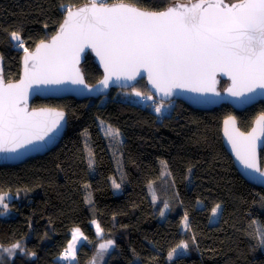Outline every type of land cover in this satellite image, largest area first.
Instances as JSON below:
<instances>
[{
  "label": "trees",
  "instance_id": "trees-1",
  "mask_svg": "<svg viewBox=\"0 0 264 264\" xmlns=\"http://www.w3.org/2000/svg\"><path fill=\"white\" fill-rule=\"evenodd\" d=\"M90 1L0 0L5 81L19 78L23 54L10 42L12 30L22 31L32 50L55 33L65 14L61 5L71 9ZM191 1L107 3L124 2L157 11ZM82 70L88 84L101 77L90 55ZM225 85L222 81L220 88ZM133 89L141 92L139 97H153L142 79L130 89H112L97 99L32 101V107L63 110L67 127L59 143L45 154L18 165L0 166V195L19 196L8 203V216H0V246L20 243L27 253L17 249L6 264H67L58 257L74 227L87 239L78 247L76 261L68 264H264V249L255 248L259 242L256 230L264 228V189L238 173L221 138L226 117L233 115L239 129L246 132L255 117L264 113V103L242 111L229 105L207 111L175 100L167 102L170 110L160 116L149 102H137ZM101 122L103 128L119 130L118 151L105 137ZM89 152L94 158L92 168L88 167ZM263 155L261 151V163ZM150 159L164 161L166 172L171 173L154 182L152 193L159 198L155 203L148 189ZM113 180L120 184L119 193L113 190ZM165 201L169 209L161 217ZM217 204L221 205L218 219L210 224ZM185 212L191 231L181 224ZM93 219L101 226V237L94 231ZM108 239L114 246L102 260L96 258L97 244ZM181 241L189 243V250L168 260L167 254Z\"/></svg>",
  "mask_w": 264,
  "mask_h": 264
},
{
  "label": "snow or ice",
  "instance_id": "snow-or-ice-1",
  "mask_svg": "<svg viewBox=\"0 0 264 264\" xmlns=\"http://www.w3.org/2000/svg\"><path fill=\"white\" fill-rule=\"evenodd\" d=\"M107 0H92L89 6L72 11L64 5L66 13L59 25L57 34L50 42L40 40L34 50H30L22 31L12 30L10 42L23 52V73L17 83H5L0 74V154L4 159H21L31 152L40 151L56 137L65 114L53 110H32L27 107L29 89L33 93L94 91L85 83L78 65L81 53L90 48L103 68V78L99 84L104 89L109 82L120 80L134 81L147 75L148 84L156 93L173 95L174 89L195 93L192 99L200 103L214 102L220 97L217 91V73L228 76L231 86L228 95L241 103H249L258 95H264V0H238L226 3L225 0H197L192 4H173L164 10L144 11L128 4L106 6ZM45 29L48 25H44ZM2 60V56H0ZM2 72V70H0ZM76 86V87H72ZM133 94L141 92L133 89ZM148 99H152L151 96ZM156 113L161 108L155 109ZM257 124L264 131V113ZM225 135L232 144L233 152L240 163L264 178L255 163L256 129L248 135L235 128L234 117L225 121ZM110 145L119 150L120 132L108 126L103 128ZM86 131V130H85ZM88 167L92 168L94 158L89 152ZM165 174L167 164L161 161ZM191 171V169H189ZM113 187L120 184L113 180ZM87 187V186H86ZM152 191V185L149 184ZM7 194L0 195V216L8 209L5 202ZM153 203L157 197L152 194ZM86 203H91L86 200ZM221 208H212V216ZM169 203L164 202L160 216H165ZM97 237L102 229L95 219ZM255 223V221H254ZM183 228L191 231L188 213L181 221ZM84 237L80 228L72 230L69 242L59 259L76 261L77 242ZM257 249H264V228L256 230ZM196 243L195 236L192 237ZM114 241L108 239L100 243L97 257L103 259ZM17 249L25 255L20 243L11 247H0V264H6L4 254L9 260ZM177 249L189 250V243L181 241L168 253L172 260ZM182 254V253H181ZM35 253H31L35 257ZM78 264V262H77Z\"/></svg>",
  "mask_w": 264,
  "mask_h": 264
},
{
  "label": "water",
  "instance_id": "water-1",
  "mask_svg": "<svg viewBox=\"0 0 264 264\" xmlns=\"http://www.w3.org/2000/svg\"><path fill=\"white\" fill-rule=\"evenodd\" d=\"M92 1L82 4L80 6L71 8L72 11H76L79 8H84L90 5ZM197 0L191 1V2H186V3H176V4H192V3H196ZM226 3H229L228 1L225 0ZM238 2V0L233 1L231 3H236ZM128 4L131 5L129 3H124V2H117V3H107L106 6H113V5H117V4ZM173 5V4H172ZM172 5L168 6L171 7ZM134 7H137L135 5H131ZM167 7V8H168ZM139 8V7H137ZM140 10H144V11H149V10H145L142 8H139ZM166 9V8H165ZM164 10V9H163ZM66 13L64 14V17L61 21V23L63 22L64 18H65ZM60 23V24H61ZM59 24V25H60ZM59 26L57 27L55 33L52 35H56L57 34V30H58ZM51 36V37H52ZM50 37V38H51ZM50 38L47 39L46 41L50 42ZM39 43V42H38ZM36 46V45H35ZM35 46L32 50L35 49ZM87 55H90L92 57V60L94 62V64L97 66V68L100 70L101 72V77L98 81H96L94 84H88L85 80V83L88 84L90 87L94 88V91L92 92H88V91H84L83 93H73V92H60V93H48V92H38V93H33L31 91V89H29V95L27 98V107L29 111L32 110H53V111H60L63 112L65 114L64 116V120L62 121V125L63 127L60 128V131L57 133L56 137L47 145V147L41 149L40 151H36V152H31L29 154H27L26 156L22 157L21 159H4L3 156L4 154H0V166H8V165H18L21 164L25 161H27L28 159L37 157V156H41L43 154H45L46 152H48L49 150H51L52 148H54L60 141L63 133L66 130L67 127V115L66 113L58 108H53V107H32V101L36 98H41V99H60V98H66V97H72L75 99H97L100 98L102 96L107 95L112 89H130L132 88L139 80L144 79L146 86L148 88L149 93L159 102H170V101H181L182 103H184L185 105L194 108V109H198V110H212L215 108H218L222 105H229L230 107H232L235 111H242L250 106H253L257 103H264V95H258L256 97L255 100L249 102V103H241L239 102L236 98L228 95L226 89L228 87L231 86V81L228 78V76L223 75L221 73H217V84H216V89L217 91H219L221 93V96L216 98L214 97L213 100L214 102H209V103H200V102H196L192 99V97L194 95H196L195 93H191L182 89H174L173 90V95L171 96H165L163 93H159L157 94L155 89H153L151 87L150 84H148L147 81V75L145 74L143 78H137L134 81H126V80H120L118 82H114V81H110L109 82V87L104 89L102 85L99 84V81L103 78V68L99 63L98 58L96 57L95 53L92 52V50L90 48H86L85 51L83 53H81V60H80V64L78 65V67L81 70V73L83 74V70H82V64L85 62V59L87 57ZM22 58H23V54L21 55V60H20V73H19V78L15 81H9L6 82L4 79V75H3V59L0 60V70H2V72H0V74H2L4 82L7 83H17L23 73V66H22ZM84 76V74H83ZM85 78V77H84ZM225 81L226 85L223 89L220 88L221 82ZM72 87H76V86H72ZM264 90H260L257 89V92H262ZM261 114H259L258 116L255 117V119L252 122V125L250 127V129L246 132L241 131L238 127V123L236 121V118L233 115H230L232 117H234L236 124H235V128L241 132L244 133L245 135H248L249 133L252 132L253 128L256 129V136L258 137L257 141H256V150H255V163L256 166L259 167L261 169V171H264V155H263V163H261V156H260V152L264 151V131L261 130V126L259 124H257V119ZM229 117V116H228ZM226 117L223 121H222V127H221V138H222V144L225 148V150L228 152V154L231 156L234 166L236 168V170L238 171V173L249 183L256 185L258 187H261L264 189V178L259 177L258 173H255L249 169H246L241 163L240 161L236 158L235 153L233 152L232 149V144L229 143V139L228 137L225 135V124L224 121L228 118Z\"/></svg>",
  "mask_w": 264,
  "mask_h": 264
},
{
  "label": "rangeland",
  "instance_id": "rangeland-1",
  "mask_svg": "<svg viewBox=\"0 0 264 264\" xmlns=\"http://www.w3.org/2000/svg\"><path fill=\"white\" fill-rule=\"evenodd\" d=\"M134 96H132V98H133ZM137 97V96H136ZM148 97L149 96H144V97H137V99H136V101L137 102H139L141 105H145L147 102H149L150 103V106L154 109V111H155V109L157 108V107H160L161 108V112L158 114V113H156V111H155V113L157 114V115H160V116H162V115H164V114H166L167 112H168V110H170V105L168 104V103H161V102H159V101H157L154 97H152V99H148ZM108 126H104V129H106ZM105 132V131H104ZM88 158H89V156H88ZM88 160V159H87ZM149 165H150V169H151V176H152V182H151V185H152V187H153V184H154V182L155 181H160V180H163V179H165V177H166V174H165V172H164V169H163V165L161 164V161L160 160H153V159H150V161H149ZM113 187V186H112ZM120 189L121 188H119V189H117V188H114L113 187V190H114V192L115 193H119V191H120ZM148 189H149V187H148ZM150 190V189H149ZM155 193V192H154ZM152 191H150V195L152 196ZM156 195V194H155ZM18 196V195H17ZM16 195H15V197L14 196H8V195H6V197H5V202L8 204L10 201H11V199L13 200V199H18V197H17ZM14 197V198H13ZM156 197H157V199H156V202H158L159 201V198H158V196L156 195ZM153 199V198H152ZM199 205H201L200 203H199ZM216 206V205H215ZM221 209V208H220ZM220 209L218 210V214L216 215V216H212V212H211V215H210V220H209V222H210V224H213V223H216V221H217V219H218V216H219V212H220ZM0 211H4L2 208H0ZM11 213V212H10ZM8 214H9V211H8V209H7V211L4 213V215H2V216H8ZM98 223V222H97ZM93 226V228H94V231L96 232V230H95V226L94 225H92ZM74 228H77V227H74ZM73 228V229H74ZM72 229V230H73ZM184 229V228H183ZM72 230H71V237H70V241L69 242H71L72 241ZM83 241H84V239L83 238H81V240L79 241V242H77V248H76V251H77V249H78V247L83 243ZM69 242H68V244H69ZM105 242H107V240H101L98 244H97V247H96V253H97V250H98V247H99V244L100 243H105ZM68 244H67V246H68ZM1 247V246H0ZM67 248V247H66ZM64 251H65V249H64ZM64 251L62 252V253H64ZM17 252V251H16ZM187 252V251H186ZM183 249H177V252L176 253H174L173 254V257H172V259L173 258H175L176 256H178V255H180L181 253L182 254H184V253H186ZM61 256V255H60ZM59 256V257H60ZM95 256H96V258H98L97 257V255L95 254ZM14 257V256H13ZM13 257L11 258V259H13ZM59 257H58V260L59 261H61V262H64V263H74L75 261H65V260H61V259H59ZM4 259H5V261L6 260H8L9 258L7 257V254H4ZM99 259V258H98ZM167 259H168V254H167Z\"/></svg>",
  "mask_w": 264,
  "mask_h": 264
}]
</instances>
